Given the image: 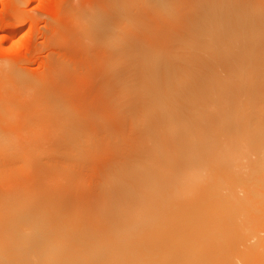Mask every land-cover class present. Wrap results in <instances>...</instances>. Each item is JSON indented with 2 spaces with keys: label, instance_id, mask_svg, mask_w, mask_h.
Instances as JSON below:
<instances>
[{
  "label": "bare ground",
  "instance_id": "1",
  "mask_svg": "<svg viewBox=\"0 0 264 264\" xmlns=\"http://www.w3.org/2000/svg\"><path fill=\"white\" fill-rule=\"evenodd\" d=\"M82 1H83V4L86 5V4H89L93 0H82ZM117 1L121 2L123 0H120V1L117 0ZM103 2H104V4H103ZM103 2H102L103 5H106L105 3H109V4H113L114 3V2L111 3L109 1L108 2L107 1L106 2L103 1ZM118 2H116V0H115V3H114V4L117 5V7H118V4H119ZM125 2L124 3L121 2L122 4H124L122 9L119 6L117 9L113 8L114 9L113 11L112 10L110 11V9H112V8L108 9L109 8L108 7L106 9V6L104 8L102 6V4L97 2V0H94L92 2V4L93 3L100 4L103 7V9L100 8L99 9L100 11H99L98 10V6L99 5L97 6L95 4L97 6L96 9L98 10V14H97V10H95L96 11L95 15H92V16L97 18V19H95L96 21L101 22V20H102L101 17L102 18L103 17H105V18L108 17L109 19H111V21H112V18H114V21L118 22L120 20L123 23L121 25L122 27L120 26V24H118L119 26H117V25L116 26L115 25L107 26L106 21H108V19L106 18L107 20L105 21V23L100 24V25H102L101 28H100V30H102V31L98 32L100 34V37L102 35V37L103 36H105V37L107 36V37H109L108 39H111V36H112L113 40H115V41H116L117 37L119 39L121 37H123V38L126 37L125 40L122 39V38H121L122 41L120 40L121 42H123V40L127 41V42H125L126 44H124V45L120 44L121 42L120 43L119 42H115L114 43L113 40L110 41L111 44H112L111 46H113V47H114V44H115V46H117V45L119 46V44H120V47H117L116 50H115V47H114L115 51L112 49V51H114V52H112L111 50H109L110 51L109 52L107 50V52H109L111 54V57H112L113 54H114L113 57H115V58L118 57L117 60L119 59V55H121L122 53H124L125 55H128L129 53L130 54L131 53L132 54L136 53L135 55H137V53L144 54L145 53V48L147 49V48H152V47H155V46H157L158 48L160 47L161 49H163L162 48V47H164L163 46V43H164L163 42L164 41L163 40L164 39L163 38V32H164L163 29H164V26L167 25V24H165L163 26V23H165V22H162L163 19H165L164 21H168L166 19H171L172 18L171 21L173 22V20H174L173 18L174 17H177V18L180 17V19H181V17H182V19H184V18L188 19L189 18V20H190V18H193L192 19V23H194L195 22L194 18H195V19L199 20V23H200V26H201V22H200V21H202L201 17L202 18L203 17L212 18V17H214L213 15L215 14V13H212V11H211L212 10V6L215 5V4L212 3L211 0H130L129 3L131 2V4L133 5V6H131L130 9L124 8ZM192 2H193V6H195V7L192 6V4H191ZM259 3H262V0H257V4H259ZM116 5H114V7H116ZM229 5H227L226 6V10H224L228 14L231 13V11L233 10L232 8L228 9ZM190 7H192V8H190ZM92 8H91V10H92ZM94 9H93V11H94ZM163 13H164V15L169 13L170 14L169 16L171 18L169 16H167V18H166V16H165V18H163L164 17ZM216 16H219L217 12H216ZM209 18H206V19H203V20L206 21L207 19L209 20ZM88 19H90V18H88ZM117 19H119V20H117ZM197 20H196V22H197ZM85 21L87 22V20H85ZM86 22H84L85 26H86ZM176 22H177V20H176ZM181 22H182V20H181ZM207 22H205V24ZM90 23L93 24L92 21H90ZM90 23L88 22V24H90ZM179 23H180V21H179ZM179 23H176V24L178 25ZM184 24H185V22H184ZM205 24L202 25L201 28L205 29V27H206ZM188 25H190V24H187V26ZM182 26H183V24H182ZM200 26H198V27H200ZM88 27H89V25H88ZM176 27H178V26H176ZM168 28H170V27H168ZM188 28H190V27H188ZM182 29H183V27H182ZM193 29H194V27H193ZM206 29H208V28H206ZM213 29H216V28L213 27ZM174 30H179V29L175 28ZM185 30H186V28H184V30H182V31L185 32ZM200 30H202V29H200ZM200 30L198 29V32ZM84 31H86V30H84ZM182 31L179 32L178 34L182 33ZM119 32L121 34L124 33L125 36L123 34L121 35ZM188 32H189V30L186 33L189 34ZM191 32H193V30ZM211 32H212V30H211ZM202 33H203V31H202ZM207 33L208 32H206L205 34H207ZM213 33H215L214 30H213ZM213 33H211L212 39L215 38V37L213 38V35L216 36ZM216 33H218V32H216ZM113 34L116 35L115 39L113 37ZM164 34H165V32H164ZM174 34L176 35V32H174ZM187 34H186V36L188 37ZM203 34L201 36H203ZM209 34L210 33H208V35ZM171 35H172V33H171ZM180 36H181V34H180ZM198 36H197V39H198ZM204 36H206V35H204ZM187 37L186 38L182 37V38L184 40V39H187ZM189 37H191V36H189ZM195 37H196V34H195ZM171 38H172V36H171ZM199 38L201 39V37H199ZM119 39H118V41H119ZM178 40L180 41L181 37L178 38ZM187 40H185V41H187ZM190 40H191V38H190ZM202 40H200L199 43L203 42L205 44L204 40L203 41ZM207 40L208 39L206 38L205 41H207ZM214 40H215L214 42H216V38ZM220 40H222V39L220 38ZM174 41H175V39H174ZM174 41H173V44L176 43ZM194 41H195V39L193 40V42ZM198 41L199 40H197L195 42L196 45H197ZM88 42H90V41H88ZM92 42H93V40H92ZM110 42L107 43L108 47H111V46H109ZM181 42H179V43L181 44ZM217 42H220V41L217 40ZM203 43H201V44H203ZM107 44H106V47H107ZM164 44L166 45L167 43H164ZM201 44H199V47H200ZM208 44H210V43H208ZM177 45H178V42H177ZM189 45H190V43H189ZM211 45H213V44H211ZM101 46L102 45H100L99 47L101 48ZM103 46H105V45H103ZM182 46L184 47V43H183ZM190 46H187V47H190ZM215 46L212 48V50L215 48ZM183 47L181 49L184 50ZM201 47H203V46H201ZM205 47L208 48V46H206V45H205ZM171 50H172V48H171ZM174 50H173V52H174ZM209 50H211V47H210ZM209 50H206V51H209ZM218 50L219 49L213 50V51L217 52ZM229 50H231V49H229ZM153 51H155V50H153ZM104 52H105V50H104ZM119 52H120V54H119ZM177 52H178V50H177ZM177 52H176V55L179 54ZM181 52H183V51L181 50ZM195 52H194V55H195ZM209 52H207V53L204 52V53L212 54V52H210V53ZM233 52H232V54H233ZM239 52L241 53V51H239ZM246 52H248V51H246ZM116 53H118V54H116ZM166 53H168V52H166ZM184 53H186V52H184ZM188 53L190 54L191 52H188ZM200 53H201V51H200ZM219 53H220V51H219ZM151 54H152V51H151ZM153 54H155V53L153 52ZM160 54L163 56L164 53H160ZM234 54H236V52H234ZM125 55H124V57H125ZM135 55H134V58L132 57V55H130L131 58L129 57V55H128V57L126 56L127 58L122 59L123 60L122 63L123 62L126 63V60H128V58H129V60L136 59L135 57H137V56H135ZM170 55H172V54H170ZM174 55H175V53H174ZM181 55H182V53H181ZM194 55H193V57H194ZM201 55H202V53H201ZM217 55L214 54L215 57H219V55L218 56ZM222 55L220 54V57H219L220 59L222 58L221 57ZM102 56L105 57V55H103V54L101 56L98 55V53L95 54L94 58L92 59L94 61H92L91 64H93L95 66H98L99 65L98 63H101V59H108V58L110 59L109 55L106 58H104V57L102 58ZM156 56H160V55L157 54ZM167 56H169V55H167ZM238 56H240V55H238ZM175 57H177V56H175ZM179 57H180V55H179ZM198 57L199 56H197V59H198ZM224 57H226V56H224ZM229 57H231V56H229ZM172 58H171V60H172ZM186 58H187L186 60L184 59V57H183V59L180 58V60L183 61V63H184V61L188 60L187 56H186ZM190 58H192V56ZM207 58H208V56H207ZM211 58H213V57L211 56ZM236 58H237V56H236ZM138 59H136L137 61L136 60H134V61L136 63L138 62V64L142 63V61H143L144 62L143 65L146 63L144 58H142L143 60L141 61V57H140V60H139L140 62L138 61ZM155 59H157V58L155 57ZM163 59L164 58H162L161 61ZM166 59H165V61H166ZM177 59H178V57H177ZM199 59H201V61H202V58H199ZM220 59H218V60H220ZM226 59L228 60V63H229L228 57ZM230 59H232V58H230ZM245 59H248V58H245ZM249 59H250V57H249ZM84 60H86V59H84ZM158 60L160 61V58ZM198 60H196V62H198ZM119 61H120L119 63H121V59H119ZM154 61H152V62L150 61V62H151V65H152V63L155 64V68H156L157 61H155V62ZM161 61H160V64H161ZM178 61H179V59H178ZM188 61L186 62V66H187V63H189ZM201 61H199L200 62L199 64L202 63ZM208 61H207V63H208ZM236 61H238V60L236 59ZM242 61L244 63V59L243 60L241 59L240 62H242ZM257 61H259V60H257ZM93 62H95L96 64L93 63ZM102 62H104V60ZM163 62H164V60L162 61L161 66H159V62H158V66H159V68L163 67V69H164V67H165V69H166V65ZM172 62H171V67L173 66L172 68L174 70L173 69H171V70H173V72L177 71L176 73L180 74V72L178 70H175V68H174V67H176V69H179L178 67H180V66L178 65V63H175V64L178 65V67H177V65L175 66L174 62H173V64H172ZM175 62H177V61H175ZM190 62H191V60H190ZM196 62L194 61L193 63L196 65ZM230 62H232V60ZM106 63L104 62V65ZM214 63H215V61H214ZM221 63L223 64V61H221ZM221 63L219 65H221ZM169 64H170V62L167 65H169ZM180 64L182 65V63H180ZM233 64H235V63L233 62ZM130 65H134V63H132ZM130 65L128 64V68H127V64H126V67H125V65H123L124 68H122V69H125V68L127 69V70H125V73L126 72L127 73H130V72L132 73L133 72V71H128V70H131L130 69L131 68ZM201 65H199V67ZM226 65L229 66L228 64H226ZM241 65H243V64H241ZM109 66L107 67L105 65L104 67H106L107 70H108V68H110ZM191 66H193V65H191ZM191 66H189V67H191ZM237 66H239V64ZM254 66H255V64H254ZM259 66H260V64H259ZM115 67H118V66L116 65ZM151 67H153V66H150V69H151ZM167 67L169 68L170 65L167 66ZM194 67H196V66H193V68ZM220 67H222V65ZM223 67H224V64H223ZM252 67H253V65H252ZM147 68H149V67H147ZM168 68L166 69L167 71H168ZM183 68H185V66ZM207 68L210 69L209 66ZM230 68L231 67L229 66V70H230ZM240 68H238L239 71L241 70ZM117 69L116 70L114 69V72L112 71L111 75H109L110 74L109 73L110 70L108 72L106 71L105 73H108V74L106 76H103L102 78H99L98 81H100L101 84H106V82L109 83L110 80L111 81L114 80L113 83L114 82L117 83L116 80L119 79L118 77H120V75H119L120 72L118 73L119 76L116 74L117 72L115 73V71H117ZM132 69H133V67H132ZM156 69H157V71H156L157 73L161 72L163 70V69H158V67ZM156 69H154V71ZM196 69H193V71L196 70ZM205 69H203V70L205 71ZM214 69H216V67ZM255 69H257V67ZM118 70H120V69H118ZM159 70H161V71H159ZM188 70H190V68ZM188 70L183 72V69H182L183 74H185V72L187 73ZM210 70H212V69H210ZM233 70H236V69H233ZM248 70H249V68H248ZM167 71H166V73H167ZM227 71H228V68H227ZM164 72L165 71L163 70V73ZM200 72H202V71H200ZM208 72L212 73V71H209V70H208ZM208 72H207V75H209ZM225 72L223 74H225ZM125 73H123L124 76H126ZM134 73H136V72H134ZM151 73H154V72L151 70ZM176 73L174 75H171L172 73L170 74V72H169L168 75L170 74L171 76L174 77L176 75ZM188 73H189V71H188ZM220 73H221V68H220ZM220 73H218V75H216L215 73L214 74L212 73V74L215 75V78L216 77L219 78V76L221 77ZM231 73H232V71H231ZM237 73H239V72H237ZM248 73H246V74H248ZM123 74H121V75H123ZM132 74H131V77H132ZM189 74H187V75L189 76ZM195 74H197V71H196ZM195 74L192 73L190 75H192V77H193V75L195 76ZM202 74L203 73H201L200 78H202ZM242 74H245V73H241V75ZM134 75L136 76V74H134ZM149 75H150V73H149ZM153 75H155V74H152V76ZM159 75H161V74L158 73V76ZM163 75H165V73ZM197 75H199V73ZM207 75L206 76L204 75V77H207ZM213 75L210 77V78H212V80L214 78ZM65 76H67V74ZM96 76H99V73H97ZM158 76H156L155 78H160L161 79V76H159V77ZM228 76H229V74H228ZM121 77H123V76H121ZM128 77L129 76L127 74V78ZM139 77H140V75H139ZM173 77H170V78L172 79ZM178 77H181V76H178ZM189 77H190L189 80L188 79L186 80V79H183L184 77H182V79H179V78H177L175 76L174 78H177L178 79V80L176 79L177 81L174 80V78L172 79L174 81H171L168 78L169 79L168 82H169L170 85H171V82H174V84L171 85L172 87H175V88H172V92H170L171 90L169 89L171 87L167 86L168 82L164 81V83H161V85H165V86H167V88L169 87L168 89L170 90L169 91L168 89H166L165 86L161 87V88H164V89L168 90V92H166V90H164L165 93H166V95H164V96L165 97L168 96L169 92L175 95V93H173V91L175 92L178 89H180L179 86H181V90L184 88L183 91L184 90L188 91L187 90V87H188L187 85L190 83L189 84V86H190L192 82H195L197 80V79H195V81H194V78L195 77L197 78V76H195L194 78H192L191 76H189ZM124 78H126V77H124ZM124 78H121V80L124 79ZM140 78H142V76ZM163 78H164V76H163ZM165 78H166V75H165ZM208 78L209 77H207V79ZM231 78H233V75H232ZM240 78H241V76H240ZM243 78L241 80L246 82L245 84L247 86L249 85L250 89H248L249 87L247 88V86H245L243 82H242L243 83L242 84L243 87L241 88L240 87L241 86V84H240L241 82H240L238 84L239 86L237 85V89H238V87H240V90L236 91V89H235L233 91H236L235 94H237V92L244 91V86H245L246 87V90L244 91L245 93L244 92H242V93H244L246 97L242 93L238 94V95H243L245 98L243 96H241V100L243 102L244 101L246 102L247 97H250L249 94L253 95V93L251 91L254 92L253 87L256 85L255 80L257 78H255V75L253 73V75L249 78L251 80L248 79L250 81L249 84L247 83L248 80H246L248 77L245 78V79H243ZM67 79H68V76H67ZM166 79H164V80H166ZM202 79L200 80L202 82V84L203 85H204V83L206 84V82L205 81L203 82ZM207 79H205V80H207ZM221 79L222 78H220L219 81ZM227 79H230V78L228 77ZM124 80H126V79H124ZM124 80H122V81H124ZM129 80H131V79H129ZM140 80L142 81L141 86H145L146 84L143 85V81L145 79H143V80L140 79ZM149 80L153 81L152 78L149 79ZM149 80L146 81V82L149 83L150 82ZM181 80H183V81L186 80V82L184 83ZM71 81L73 82V80H71ZM126 81H128V80H126ZM175 81L176 82L181 81V82H179L180 84L177 83L178 84L177 85V84H175ZM215 81H217V80H215ZM234 81L236 82V78L234 79ZM237 81L239 82V80H237ZM61 82H63V81L61 80ZM66 82H67V80H66ZM72 82H71V84H73ZM154 82H155V80H154ZM209 82H210V88L213 87V89L217 86V83H219V82H214V80H213L215 85L211 84V79H210ZM222 82H225V81L222 80ZM228 82L229 81H227L226 86H223L224 85L223 83H222L223 85L221 84L223 86V89L225 87H228ZM130 83H131V85L133 84L132 82H130ZM230 83L231 82H229V84ZM251 83L254 86H250ZM155 84L158 85V82H155ZM195 84L193 83V86L197 87V85H195ZM233 84H235V83H233ZM236 84H237V82H236ZM116 85H119V84H116ZM127 85L128 86L123 87V88L127 87V89L125 90V93H128V92H126L127 90L128 91L129 90H133L132 88L129 87V84H127ZM159 85L157 87H155V88H159L160 87ZM177 86H178V88H177ZM182 86H183V88H182ZM193 86L191 85L190 88H188L189 91H191V88L193 89ZM199 86H200V83L198 85V88H201ZM62 87H60V88H62ZM146 87H148V86H146ZM205 87L206 86L204 85V88H202V89H206L207 87H209V85H207L206 88ZM70 88H72V87H70ZM149 88H151L150 85H149ZM149 88H148V90H146L147 92L149 91ZM161 88L157 89V90H161ZM176 88H177V90H175ZM220 88H221V86H220ZM220 88H217V89L220 91V92L219 91L218 92L221 94V96H220V94H218V93L217 94L221 98H224L223 96L226 97L227 94H228L227 91H224L226 88L224 90L221 89V90H223L222 91L223 93H221ZM232 88L234 89V86H232ZM257 88L255 87L254 89H257ZM102 89H105V87H103ZM142 89H143V87H142ZM144 89H147V88H144ZM144 89H143V91H144ZM151 89L152 90H151L149 96H152L153 93L155 94V92L157 91L156 90L155 92H153V88H151ZM208 89H207V92H209V94H211L210 92H214V90H215V89L214 90L212 89L213 91H211V90L208 91ZM96 90L98 91L99 89H96ZM113 90H114V88H113ZM198 90L200 91V89H198ZM198 90L196 88L197 92H198ZM186 91H184V92H186ZM196 91H195V94H197ZM202 91H204V90H201L200 92H202ZM99 92L100 91H98V94H99ZM147 92H146V94H147ZM200 92H198V95H199ZM205 92H206V90L204 92H202V95ZM229 92H230V90H229ZM257 92H258V90H257ZM81 93H82V91H81ZM134 93H137V92H134ZM143 93H145V91ZM159 93L161 94L162 92L160 91ZM159 93L157 92L156 95L159 96L160 95ZM182 93H183L182 91H180L179 94L176 93L178 96L181 95V97L180 96L179 97L176 96L177 98H181V99H177L176 97H173V99L176 98L175 99L176 102L177 101L179 102L177 104H179L178 106L181 107L180 111L181 112L183 111L182 113H184V116L182 118H186V115H187V117H189L191 115H193V117H194L197 114L201 113V112L197 113L196 112L197 110L195 108V107H197L200 104H198L195 107H191V106H193V101L196 100V97H193V96H198V95H193L192 94V96L190 95V97H189L188 96L189 93H188V95H187V92L185 93V95L182 94ZM190 93H192V91ZM214 93H216V92H214ZM224 93H226V94L224 95ZM96 94L97 93L95 92V95ZM130 94L131 93L129 92L128 95H130ZM146 94L142 95V97L144 96L143 98H145ZM206 94L203 95V97H205ZM213 94H211L212 97H209V98H213L214 97ZM119 95H121V94H119ZM125 95H127V94H125ZM139 95H141V94H139ZM202 95L200 94V97H202ZM255 95H257V94H255ZM83 96H84V94H83ZM83 96H82V99H83ZM161 96L162 95H160V97ZM208 96L209 95L207 94V97ZM229 96L230 95H228V99L231 98ZM235 96L236 95H234V97ZM124 97L126 98V96H124ZM153 97H154V95L152 96V98ZM186 97H189V98H187L189 102L187 101ZM260 97L261 96L258 95L257 98L259 99ZM152 98H150V99L152 100ZM159 98L157 97V100H161ZM192 98H195V99H192ZM198 98H199V96H198ZM198 98H197V100L199 101L200 99H198ZM218 98H216V96H215V99L213 101H217ZM235 98H233V99H235ZM118 99H119V97H118ZM131 99H133V98H131ZM164 99L166 100V98H164ZM164 99L162 98V100H161V101H163V102H161L163 104H168L167 101L170 102V100H171V98H169L170 100H166L167 103H165ZM173 99L171 100V102L174 101ZM201 99H203V98H201ZM205 99H207V98H205ZM236 99H238V98H236ZM76 100H78V99L76 98ZM219 100H220L219 103L215 102V103H218V104H216V105H218L217 108L219 106L220 107L222 106V105H219V104H223L224 105L223 102H225L226 99L222 100V99L219 98ZM100 101L98 103H100ZM118 101H120V100H118ZM137 101H139V98H137ZM210 101H211V99H210ZM230 101H228V102L230 103ZM130 102H132V100ZM176 102L172 103V104L170 103L171 104L170 106H173V105L175 106ZM180 102H183L186 105V108H185V105L180 103ZM253 102H255V100ZM253 102L251 101L252 104H253ZM257 102H255V103L257 104ZM188 103H189V105H187ZM190 103H192V104L190 105ZM196 103H197V101H196ZM207 103H208V101H207ZM239 103H240V101H239ZM3 104H4V102H3ZM125 104H127V101L123 105H125ZM211 104L212 103H210V105ZM236 104H237V102H236ZM74 105H73V107H74ZM180 105H182V106H180ZM213 105H215V104H212L211 108L213 107ZM246 105H248V104H246ZM5 106H6L5 104L2 107L0 106V120L2 118H4V114L5 113H10L11 114L12 112L16 111V108H14V106L11 105V104L6 106V107ZM103 106L104 105H102L101 109L103 108ZM110 106H111V104H110ZM174 106L170 108V109L173 110L169 114L171 117H174L173 113L175 114V113L179 112V113H177V115L180 114V111L177 110V109H180V108L177 105L175 106L177 108H175ZM207 106L209 108V104ZM207 106H205V108ZM250 106H251V104H250ZM260 106H262V105H260ZM112 107H109V108L111 109ZM153 107L154 106H152V109H154ZM182 107L185 108V109H183ZM190 107L191 108H195V109H191ZM67 108H69V107H67ZM128 108H131V107L127 106L126 109H128ZM145 108L147 109V108H150V107H145ZM145 108H144V110L148 114V112H150L151 109H149V111H147ZM164 108H165V106L163 107V109ZM189 108H190L191 111L193 110L194 113L196 112L197 114L196 113L192 114L191 111H190L191 114H189V112H187V111H189ZM217 108H215L213 111L219 110ZM232 108H234V107H232ZM64 109H66V108H64ZM110 109H109V111H110ZM112 109H113V112H114V108H112ZM116 109L118 110V109H121V108H115V110ZM131 109H136L137 110L138 107L137 108L134 107V108H131ZM142 109H141V111H142ZM165 109L167 110V108H165ZM222 109H223V111H222ZM176 110H177V112H175ZM199 110H204V109L200 108ZM220 110H219L220 111L219 113L217 111H215V113L214 112L213 113L209 112L210 113V117H211V115H215V116H213L212 119L208 118L209 122H207V123L204 122V124L205 123L206 124L209 123V125L211 127L210 126L207 127V125H203L202 123H201L202 125H200L199 124L200 122H197L198 127L200 125V127L198 129V127L195 128V126L193 125V124L196 125V122H192V120H190L189 122L187 120L186 121L184 120L183 123L184 122H186L187 124L189 123V127L188 128L185 127V131H184L183 130L184 129L183 126L180 128L179 127L180 125H177L179 128H176V124H175L176 121L173 120L175 122L174 123L171 119H169V117H168L169 115H167L169 112L166 114L167 116L165 117V118H168V121L166 123L163 122L164 126H163V124H159V125L157 124L158 126H161L162 128L158 127V129H157V127H156V129H155L154 126H157V125H155L156 122H155V124H154V122L150 123L149 122L150 120L149 121L148 120L144 121V124H141L143 121L140 122L141 125L140 124H136V125L140 126L139 128L137 127L139 129V131H140V134H143L144 130L146 129L145 133H144L145 136H144V134H143V136H141L142 138L139 136L141 139H144L146 141H143V145H142V142H141V145L139 146L138 144H140V143H137V142H140V141H138L139 138L138 139L137 138H135V139L133 138L134 142L132 141V144H133V146H134V143L137 144L134 147L135 150H138V149H140L141 151L143 150L142 152H139L140 155H142V157L144 156L143 153L146 154L147 156L145 155L143 158H141V156H140V158L139 157L136 158V160L138 159L136 161V162H138V165H142V166H138V167H136L137 163L134 161V159H132L133 157L130 156L129 158H131V160H133V161L130 162L131 163V167L130 166L129 167L131 169H133V170H131V173H130V171L128 170L130 168H126L128 170V172H129V174L127 173L126 169H125V171H126V174L128 175V178H129V176L130 177L132 176L133 179H135L134 180V184H135V182L137 180V185L138 186H136V187L139 189V194H140V195H138L140 198L138 199V196H137V200H135L136 197L134 199V196L131 194V192L129 190H126V192L123 193V190H125V189H124V187H121V186L123 184H125V185L127 184V183H123V182L120 185V188L123 189V190L120 189V190H122V193L118 194L119 193V191H118L117 194L113 195L112 193H114V192H111L110 194H112L113 195L112 196V195H110L108 193V192H110V190H109L107 193H108V196L110 195L109 197L112 196L111 197L112 199L109 198V197L102 198V199H100V198L95 199L94 197L96 196V194H95L94 197H92L89 194V195H87L86 198H84L86 201L84 200L85 202H83L84 204L81 205L82 207L79 205L81 202L79 204H77L81 200H79L78 202H74V203L73 202L71 203V201H70L71 205L66 200L68 202V204H69L68 205L67 203H64V201H65L64 199L63 200L60 199L61 201H63L64 204H58V203L52 204V202L50 201L51 199L49 198L50 200H48L47 197H46V199H47L46 202H48V203L44 202L46 204L44 206H42L43 203L41 204L40 207H38L37 205H33L31 203L29 204V202H27V205L28 204L30 205V206L28 205L27 207L28 208L31 207L32 208L31 210L33 212H30L31 214L29 215V211H31V210H30V208L27 209L29 211H28V214H26V216H29L28 219H30V217H32L31 215L33 213L34 214L33 216H35L36 224L35 225L33 223L25 224L26 223V219H21L20 222L23 221L24 224H20V223H15L16 217H15V219L13 218L14 220L13 219L9 220L8 217L6 216V214L9 213V212L14 213L16 211V208L13 207V204H10V203H9L10 205H8V207H7V204H6L7 202H5V201H8V199L10 200V198H11V202H12L13 196L15 197L14 201L16 200V198H17V200H21V198H22V201H23L24 197H27V199L31 197L29 195L27 196L28 193L29 194L32 193L31 195L33 197V200L35 199V201H36V199H37V203H38V198H39V201H41V199H43L44 196H46L47 194H50V193L45 194V193H43V191L40 190L42 193L39 192V194H37L38 191H39V188H37V186L35 188V184L36 183L34 184L32 182L33 178L29 180V177L31 178V176L32 177L34 176V178H35V175L31 174V172H30L31 176H29L28 179L26 177H24V179H27V181L28 180L29 181L28 182L23 181V183L24 182H26V183L22 184V186L24 185V188L27 191L24 188H22V189L19 188L20 189L19 190L18 189L19 186H16L17 185L16 183H19L18 185H20V183H22L20 181L23 180V178H21L20 181H18L19 177H18V179L15 177L16 179L14 180L10 176L13 182L17 180L15 183L11 182L13 185H11L10 182H9V186L6 185L9 188H14V189L17 188L16 190L10 189V191L12 190L11 194L13 192L14 195H12V197H11V195H9L10 194V192L8 191L9 188L7 190H6V188H4L5 191H4V189L2 190V188H0V190L2 191V192L0 191V194H2V196H3V191H4V196H5V197L3 196V198H1L2 196L0 195V199H1L0 200V226L5 225V224H3V222H1V220H3V219H4L3 221L7 224L6 225L7 228H5V229H1L0 228V264H264V140H263V142L262 141H260V142L257 141V108H255V109L251 108V111L248 109L250 112L247 111V110L243 111L240 108L239 111H237V114H230V113L229 114L228 113L225 114L224 112H226V110H227V106L226 105L222 106V108H220ZM167 111H169V110H167ZM167 111H164V112L166 113ZM207 111H209V110H207ZM211 111H212V109H211ZM103 112L105 114L106 108H105V111H103ZM116 112H117V114H119L118 111H116ZM116 112H114V113H116ZM124 112H126V110ZM133 112H131V113H133ZM151 112H154L153 114L155 116L152 113H149L151 115L148 114L147 117H149V116L156 117L157 116V118H158L160 116L159 118H161L162 115L165 116L164 113L162 115H159V113L157 111L155 112V111L151 110ZM185 112H186V115H185ZM216 112L218 113L217 115H216ZM131 113H130V115H131ZM220 113H222L223 116L219 115ZM117 114H116V116H115V114H113L116 117V118H114L116 121L118 120L117 119L118 117H122V116H120V114H122V112L118 115V117H117ZM143 114H146V113L144 112ZM188 114H189V116H188ZM205 114L206 113L204 112V114H203L204 116L203 115L200 116L201 119L203 117H206V116L208 117V114L206 116H205ZM123 115H125V114L123 113ZM220 116L222 117V119H219ZM13 117H15V116L14 115L10 116V118H13ZM134 117H135V115H134ZM138 117H140V116H138ZM138 117H137V119H139ZM200 117H199V119H200ZM235 117L239 118V120H241L242 124L241 125L238 124L239 126H238L237 130L235 128L236 126L235 127L234 126L231 127V128H234V130H236V131L233 130L232 133H231V131L227 130V128L230 127L231 125H233L232 123L235 122L234 121ZM128 118H129V116H128ZM196 118H198V117H196ZM217 118L219 120H221V123H220L221 125H219V126H217V125H218V122H220V121ZM179 119L181 120V117H179ZM191 119H193V118H191ZM135 121H136V119H135ZM12 122H10V123H12ZM120 122H121V120H120ZM147 122L149 123V124L146 125L148 127H146V126L143 127V125H145ZM191 122H192V124H191ZM152 123H153V125H152L153 127L151 128V126H149V125L152 124ZM211 123H216V124L212 125ZM124 126H127V125H124ZM132 126H133V123H132ZM141 126L144 128V130H142ZM191 126H193V128H195L194 130H192L193 133L190 132L191 131L190 129H193ZM201 126H203V129H202ZM149 127H150V129H149ZM205 127H207V129H209L210 132L207 131V129ZM225 127H227V128H225ZM140 128H141V130L143 132H141ZM159 128H161L164 131L163 134H162V132H159L160 131ZM138 129H136V130H138ZM154 129L156 130L157 134H156ZM176 129H177V131H176ZM186 129H187V131L188 130L189 131L187 132ZM196 129H198V131H195ZM200 129H201V131H200ZM203 130H205V131H203ZM178 131H180V132H178ZM202 131L205 132V133L206 132L207 133L209 132V133H208L207 136H205L206 134L203 133ZM121 132H123V131H121ZM147 132H149V133L151 132L150 133L151 135L149 133H147ZM174 132L175 133L178 132L177 133L178 135H176V136L173 135V134H175ZM183 132H184L185 136L183 135ZM186 132H187V134H186ZM130 133H133V131H131ZM158 133L162 134V136L160 135L161 138L158 137L159 136ZM138 134H137L136 137H138ZM260 134H262V133H260ZM9 135L10 136H5V137L4 136H0V142L1 143H3V142L4 143H12V145H9L11 147H9L8 145H7L8 147L5 146L7 149L4 147V145H6V144H1L0 145V165L2 164V162H6V160L8 161V159L11 158L12 156H14L15 153L17 152L14 149L16 145L15 146L13 145L16 142V136H13L10 133H9ZM146 135H148V136L150 135V137L147 136L148 137L147 138ZM118 136H120V135H118ZM177 136H179V137H177ZM120 137H118V140H119ZM124 137H126V136H124ZM152 137H153V139H152ZM130 139H132V137L129 138L128 140H130ZM157 139H160L159 143H158L159 140L156 141ZM147 140H148L149 143L147 142ZM199 141H202L201 144L199 143ZM123 142H125V139H124ZM145 142L148 144L149 147L151 145V147L148 148V146H147V144H145ZM132 144H131V148H132ZM159 144H161L162 146L159 145ZM144 145H146L147 148ZM142 147L145 149V151H147L148 149L150 150L151 148L152 149H151V151L148 150V152H145ZM2 148H4V149H2ZM116 148H119V147H116ZM116 151H119V150L116 149ZM123 151H125V148H124ZM120 152L121 151H119V155L122 154ZM133 152H134V150H133ZM129 153H131V152H129ZM124 156H126V155H124ZM129 158L125 157L124 159L128 160ZM139 160L143 161V162L141 163ZM123 164H124V162H123ZM27 165H30V164L27 163ZM133 165H135L134 168H132ZM13 166H15V165L13 164ZM92 166H93V164H92ZM126 166H127V164H126ZM1 167H3V166H0V168ZM29 167H31V166H29ZM120 167H121V165H120ZM140 167H143V169L141 168L142 169L141 170ZM145 167L148 170L144 169ZM4 168L6 169L8 167H4ZM26 168H28V166H26ZM5 169H4V171H5ZM12 169L13 168L10 169V172H11ZM29 170L31 171L32 169L29 168L28 171ZM6 171H7V169H6ZM10 172H6V173L4 172V175L6 174V177H7V175H8L7 173H10ZM110 172H112L111 169H110ZM114 173H113V176H112L113 179H115L114 176L116 174H118V172L116 171V174H114ZM119 174L121 176L122 171H121V173L119 172ZM123 174H122V176H123ZM1 175H3V174L1 173ZM23 175L24 174H22V176ZM1 177H5V176H1ZM10 177L8 176V178H10ZM132 177H131V179H132ZM110 178H111V176H110ZM117 178H119V177L116 176V179ZM11 179H8V180L11 181ZM119 179L117 181H121ZM133 179H132V182H133ZM4 180H6V179H4ZM122 180H124V179H122ZM126 180H125V182H126ZM129 180H130V178H129ZM129 180H127V181H129ZM115 181L116 180H114V182H113L114 185L116 184ZM138 181L140 182L139 184H138ZM41 183H43V182H41ZM4 184H6V182ZM25 184H26L27 187L25 186ZM129 184H130V182H129ZM129 184H128V186H129ZM30 185H32L35 190L33 189L32 186H31V189H30V187H29ZM103 186H102V188H103ZM113 186H111V187H113ZM117 186H119V185H117ZM128 186H126V187H128ZM131 186L133 187V183H132V185L130 184L129 187H131ZM105 187H107V184H106ZM115 188H116V186L114 187V189ZM21 190H23V192ZM24 190L27 192V194H23L25 192ZM102 190H104V189H102ZM6 191H8L7 193H9V194H7ZM15 191H17V194H20L19 191H21V194L17 195ZM92 191L93 190H91V192ZM106 191H107V189L105 190V193H106ZM111 191H113V189H111ZM133 191H135V190H133ZM95 192H92V193H95ZM101 192H99V193H101ZM99 193H97V194H99ZM5 194H7V197H6ZM40 194H42L41 196H43V194H44V196L41 197ZM85 194H86V192H85ZM87 194H88V192H87ZM8 195L10 196V198H8ZM21 195L22 196L24 195V196L21 197ZM37 195H38V197H37ZM56 195H55V198L57 196L60 197L59 195H57V196ZM32 197L30 198V200L32 199ZM40 197H41V199H40ZM58 197H57L56 201L59 202ZM4 198H6V199L3 200ZM18 198H20V199H18ZM64 198L66 199V195H65ZM17 200H16V202H19ZM33 200H31V201H33ZM53 201H55V199H53ZM123 202H125V203H123ZM127 202H130V204H132L129 208L127 207V205H128ZM131 202H134V203H131ZM12 203H14V202H12ZM49 203L51 204V206H50ZM15 204H18V203H15ZM66 204L68 205V207L66 206ZM76 204L79 205V206L77 207ZM31 205H33V206H31ZM72 206H74V207L72 208ZM22 215L25 216V213L23 212ZM13 216H15V215H13ZM33 220L31 219V221H33ZM16 232L18 234H16Z\"/></svg>",
  "mask_w": 264,
  "mask_h": 264
},
{
  "label": "rangeland",
  "instance_id": "2",
  "mask_svg": "<svg viewBox=\"0 0 264 264\" xmlns=\"http://www.w3.org/2000/svg\"><path fill=\"white\" fill-rule=\"evenodd\" d=\"M81 1L82 0H0V106L2 107L4 104L6 106H8V105L11 104V105L14 106V108H16V111L12 112L11 114L10 113H5L4 114V118L1 117L2 119L0 120V136H4V137L5 136H10L9 133L12 134L13 136H16V142L13 145L14 146L16 145L14 149H15V151H17L16 152L17 154L15 153V155H14L15 157L12 156L11 158L8 159V161L6 160V162H2V164L0 165V166H3V167L0 168V188H2V190L4 188H6V190H7L9 187H7L6 185L9 186V182L10 183L11 182L15 183L17 181L16 180V181L13 182L11 177L14 180L16 178L18 179V177H19L18 181H20V179L23 178V180L20 181V182H22V183H20V185H18L19 183H16L17 184L16 186H19L18 189L19 188H21V189L24 188V185L22 186V184L28 182L30 179L33 178L32 182L34 184L36 183L35 184V188H36V186H37V188H39V191H38L37 194H39V192L42 193L41 191H43V193H45V194L50 193V194H47L46 196H44V194H43V196H44L43 199H41V197H43V196H41L42 194H40L41 201H39V198H38V203H37V199H36V201H35V199L33 200V197L31 195L32 193H30V194L28 193L27 194V192H26L27 190L24 188L26 191L24 190L25 192L23 194H27V196L28 195L31 196L32 197L31 200H33L34 202L30 200L31 197L28 198L29 200L27 199V197H24L23 201H22L21 197H23L24 195L23 196L21 195V197L19 196L21 198V200H17V198H16V200L19 201V202H16V200L14 201L15 197L13 196L12 202H14V203H12L11 202V198H10L9 195H11V197H12V195H14L13 192L11 194L12 190L10 191V189H14V188H9L8 191L10 192V194L7 193L8 191H6V193L9 194L8 198H10V200L7 198L9 202L8 201H5V202H7L6 203L7 207H8V205L13 204V207L16 208V211L14 213L9 212V213L6 214V216L8 217L9 220H11L13 218L15 219V217H16L15 223L24 224L23 221L20 222V220L21 219H26V223L25 224H27V223L28 224L29 223H33L34 225L36 224L35 216H33L34 215L33 213L31 215L32 217H30V219H28L29 216H26V214H28V211H29L27 209H29V208H30V210L32 209L31 207H29V208L27 207L30 203L40 207L42 203H43L42 206L46 205L45 203H48V202H46L47 199L48 200L51 199L50 201L52 202V204H55V203H58V204L67 203L68 204V202L70 203V201H71V203L72 202L74 203V202H78L79 200H81V201H79L77 203V204H79L81 202L79 204L81 206V205L84 204L83 202L86 201L84 198H86L87 195H89V194L92 197H94L95 194H96V196L94 197L95 199H98V198L102 199V198L109 197L112 194L115 195V194L118 193V191H119L118 194L122 193L123 189L120 188V185L122 184V182L123 183H127L126 185L123 184L121 186V187H124V189H125V190H123V193L126 192V190H129L131 192V194L134 196V199L136 197L135 200H137V196L140 195L139 194V189L136 187V186H138L137 185V180H136L135 184H134V180L135 179H133L132 176L131 177L133 179V182H132V179H131L130 176H129V178H130V180H129L128 175L126 174V171L129 174L128 170L130 171V173H131V170H133V169L130 168L131 167V163L130 162L133 161V160H131V158H129L130 156L133 157L132 159H134V161L136 162L138 160V159L136 160V158H138V157L140 158V156H141V158H143L146 155V154L143 153L144 156L142 157V155H140L139 152H142L143 150L142 151L140 149L135 150L134 147L137 144L134 143V146H133L132 141L134 142L135 138H137V139L139 138L138 141H140V142H137V143H140V144H138V145L140 146L141 142H142V145H143V141H146L144 139H141L142 138L141 136H143V134L145 133V130H146V129L144 130L143 127L146 126L149 123L147 122L145 125H143V127L141 126L142 130H144V132H143L141 130V128H140V130H141V132H143V134H140V131L138 129L140 126H138L136 124H140V122H142V121L143 122L141 124H144V121H146V120H148V121L150 120L149 122L150 123L154 122V124L156 122L155 125L163 124V122L166 123L168 121V118H165V117L167 115H169L173 111L170 108L173 107L174 105L173 106H170V105L172 103L176 102L175 99L177 97H179V96L181 97V95L178 96L176 94V93L179 94L180 91H182L183 92L182 94H184V95H185L186 92H187V95L189 93L188 96L190 97V95L192 96V94L193 95H198V92H200L201 90H204V91L206 90V92L203 93V95H205L207 93L209 96L207 97V94H206V96L203 97L202 92H204V91L199 93V95H198L199 98H198V96H193V97H196V100L193 101V106H191V107H195L198 104H200V105L202 104L201 106L198 105L197 107H195L196 110H197V111L196 110L195 111L197 113L198 112H201V113L197 114L195 112L197 114L196 116H194V117H193V115L189 116V114H191V112H192V114L194 113L193 110L192 111L190 110V108H191L190 107L189 111H187V112H189L188 116L190 118L187 117L186 112H185L186 118H182L184 116V113H182L183 111L182 112L180 111L181 107L178 106L179 104H177V103H179V102L177 101L176 105L180 108V109H177V110L180 111V114L177 115V113H179V112H177V110H176L175 111V112H177V113H175L176 115L173 113L174 117H171L170 115L168 116L169 119H171L172 121L173 120L176 121V123L173 121L176 124V128H179V127L181 128L183 126V128H184L183 130L185 131V127L188 128L189 127V123L188 124L186 122L183 123L184 120L185 121L187 120L188 122L190 120H192V122H196V125L193 124L195 126V128L198 127L197 122H200L199 123L200 125L203 124V125H207V127H208V126H210L209 123L206 124L207 122H209L208 118L212 119V117L215 116V115H211V117H210V113L209 112H212V113L214 112L215 113V111H217L219 113L221 111L220 108H222V106H224V105L227 106V110H226V112H224L225 114L226 113H228V114L229 113L230 114H237V111H239L240 108L243 111H246V110L247 111H249V110L251 111V108H253V109L257 108V141H259V142L262 141L263 142V140H264V124H263L264 123V109H263L264 108V0H262V3H259V4H257V0H211L212 3L215 4L214 6H212V10H211L212 13H215L213 15L214 17H212V18H209V17H203L202 18L201 17V20H202V21H200L201 22V26H200L199 20H197L195 18H194V21H195L194 23H192V19L193 18H190V20H191L190 21L189 18L188 19H185V18L182 19V17H181V19H180V17H178L179 19L177 17H174L173 18L174 20L172 22L171 21L172 18L169 16L170 14L167 13L168 15L167 14L164 15V13H163V15H164L163 18H165V16H166V18H167V16H169L171 18V19H166L168 21H164L165 19H163V21H162V22H165V23H163V26L165 24H167L166 26H164V29H163L164 32H165V34L163 32V38H164L163 42L167 43V44L165 45L163 43V46H164V47H162L163 49H161L160 47L158 48L157 46H155V47H152V48H147V49L145 48V53L144 54H141V53H137V55H135L136 53H134V54H132V53L130 54L129 53L128 54L129 57H130V55H132L133 58H134V55L137 56L139 59L137 57H135V58L138 59V61L140 60V57H141V61L143 60L142 58H144L145 61H146V63L144 65H143V63H144L143 61H142V63L138 64V62L136 63L134 61L136 59L129 60V58H128V60H126V63H124V62L122 63V61H123L122 59H125V58L128 57V55H125L124 53L119 55V59H121V63H119L120 62L119 59L117 60L118 57H116V58L113 57L114 54L111 57V54L109 53L110 52L109 50H111V51H112V49L114 50V47H115V50H116L117 47H120V44H123V45L126 44L125 42H127V41H124L126 39V37H124V38L121 37L122 39H124L123 40L124 43L121 42L122 41L121 38L119 39L118 37L116 38V41L113 40L112 36H111V39H108L109 37H107V36L106 37L105 36L102 37V35L100 37V34L98 33V32L102 31V30H100V28L102 26L100 24L105 23V21L107 19H108V21H106L107 26H111V25L112 26L113 25L119 26L118 24H120V26H121L123 23L119 19H117V20H119L121 23L119 21L118 22L114 21V18H112V21H111V19H109L108 17H106L107 19L105 17H103V18L101 17L102 20H101V22H99V21L95 20V19H97L96 17L92 16V15H95V12H96L95 10H97L96 8H97L98 5H99L98 6V10L100 8L103 9V7L105 8V6H106V9L109 7L108 9L112 8V9H110V11L111 10L113 11L115 8L117 9L119 6L122 9V7L124 5L122 3H124L126 1L125 2V6L126 5L127 6L126 7L124 6V8L130 9L131 6H133L131 4V2L129 3L130 0H128V1L127 0H123L124 2L121 1L122 3L118 2L116 0V2L119 3L118 7H117L116 4H114L115 0H113V1L112 0H97V2L100 3V4H102L103 1H105V2L109 1L111 3L114 2L113 4L105 3L106 5H103L104 4V2H103V4H102L103 7L100 4H96V3L92 4V2L94 0L91 1L89 4H86V5H84L83 1L82 2ZM191 4L193 6V2ZM114 5H116V7H114ZM227 5H229L228 9L229 8L233 9L231 11V13H229V14L226 13V11H224V10H226V6ZM193 7H195V6H193ZM91 8H92V10H91ZM190 8H192V7H190ZM93 9H94V11H93ZM98 10H97V14H98ZM216 12L218 13L219 16H216ZM88 18H90V19H88ZM206 18H209V20L207 19L206 21H204L203 19H206ZM175 19L177 20V22H176ZM85 20H87V22ZM181 20H182V22H181ZM196 20H197L198 23L196 22ZM90 21H92L93 24L90 23ZM179 21H180L181 24L179 23ZM84 22H86V26L84 25ZM88 22L91 25L88 24ZM184 22H185L186 25L184 24ZM205 22H207V23L205 24ZM176 23H179V24L177 25ZM87 24L89 25V27H88ZM173 24L174 25L176 24V25L174 26ZM182 24H183V26H182ZM187 24H190V25L187 26ZM204 24L206 26L205 29L201 28L202 25H204ZM172 25L175 28H178L179 30H174L175 28ZM167 26L170 27V28H168ZM176 26H178V27H176ZM198 26H200V27H198ZM182 27H183V29H182ZM188 27H190V28H188ZM193 27H194V29H193ZM213 27H215L216 29H213ZM184 28H186L185 32L182 31V30H184ZM206 28H208V29H206ZM198 29L199 30L202 29V30H200L198 32ZM84 30H86V31H84ZM188 30H189V32H188L189 34L186 33ZM192 30H193V32H191ZM211 30H212V32H211ZM213 30H214L215 33H213ZM181 31H182V33H180L181 34V36H180V34H178V33L181 32ZM202 31H203V33L204 32L205 33L208 32L210 34L209 35H208V33L207 34H205V33L203 34ZM174 32H176V35L174 34ZM200 32L203 34V36H201L202 34ZM216 32H218V33H216ZM171 33H172V35H171ZM211 33L216 35V36L213 35V38L214 37L216 38V42H214L215 38L212 39ZM122 34L125 36L124 33H122ZM186 34L188 35V37L186 36ZM195 34H196V37H195ZM204 35H206V36H204ZM171 36H172V38H171ZM189 36H191V37H189ZM197 36H198V39H197ZM113 37L115 39L116 35L113 34ZM177 37L178 38L181 37V40L179 41ZM182 37H185V38L187 37V39L188 38L189 39L188 40L187 39L183 40ZM199 37H201V39ZM190 38H191L192 41L190 40ZM206 38L208 39L207 40L208 42L205 41ZM220 38L222 40H220ZM118 39H119V41H118ZM174 39H175V41H174ZM194 39H195V41L193 42ZM196 39L199 40L197 42V45L195 43L197 41ZM202 39L204 40L205 44L203 42H201L203 44L199 43L200 40H202ZM92 40H93V42H92ZM111 40H113L114 43L115 42H119V43L121 42V43L120 44L118 43L119 46L118 45L115 46V44L113 43L114 44V47H113V46H111L112 45L111 42H110ZM185 40H187V41H185ZM217 40L220 41V42H217ZM88 41H90V42H88ZM173 41L176 42V43L173 44ZM109 42H110L109 46H111V47H108L107 43H109ZM177 42H178V45H177ZM179 42H181V44ZM188 42L190 43L191 46L189 45ZM105 43L107 44V47H106ZM183 43H184V47L182 46ZM198 43L201 44L200 47L201 46H203V47L200 48ZM208 43H210V44H208ZM211 44H213L214 46L216 45L213 50L219 49L217 51L218 53L212 50V48L214 46L211 45ZM100 45H102L101 46L102 49L99 47ZM103 45H105V46H103ZM180 45L184 48V50L181 49L182 47ZM205 45L208 46V48L205 47ZM187 46H190V47H187ZM210 47H211L212 51L209 50ZM171 48H172V50H171ZM103 49L105 50V52H104ZM229 49H231V50H229ZM107 50L109 52H107ZM153 50H155V51H153ZM173 50H174V52H173ZM177 50H178V52H177ZM181 50L183 52H181ZM206 50H209L210 52H212V54H206L207 52H209V51H206ZM114 51H112V52H114ZM151 51H152V54H151ZM175 51L177 53H179V54L176 55ZM200 51H201L202 55H201ZM203 51L206 52V53H204ZM219 51H220V53H219ZM233 51L236 52V54H234ZM239 51H241V53ZM246 51H248V52H246ZM96 52L100 56L102 54L105 55V57L102 56V58L103 57L106 58L109 55L110 59L109 58L108 59H101V63H98L99 65L97 64L98 66H95V65H93L91 63H92V61H94L92 59L94 58V55L97 54ZM153 52L155 54H153ZM166 52H168V53H166ZM180 52L182 53V55H181ZM184 52H186V53H184ZM188 52H191V53L193 52L192 53L193 55H194V52H195L194 57H193V55L191 53L189 54ZM232 52H233V54H232ZM160 53H164L165 55L163 54V56H162ZM174 53H175V55H174ZM116 54H118V53H116ZM119 54H120V52H119ZM157 54H159L161 57L160 56H156ZM170 54H172V55H170ZM214 54L215 55L218 54L219 57H220V54L221 55L223 54L221 56L222 60L219 57H215ZM124 55H125V57H124ZM167 55H169V56H167ZM179 55H180V57H179ZM188 55L189 56L191 55L192 58H190L191 56L189 57ZM206 55L208 56V58H207ZM238 55H240V56H238ZM175 56L178 57L179 61H178L177 57H175ZM186 56L188 57V60H189V61L187 60L189 62V63H187V66H186V62L187 61H184V63H185L184 64L183 61L180 60V58L183 59V57L186 60L187 59ZM197 56H199L198 59L202 58V61H201V59L198 60ZM211 56L213 58H211ZM224 56H226V57H224ZM229 56H231V57H229ZM236 56H237V58H236ZM155 57L157 59H155ZM227 57L229 59V63H228V60L226 59ZM249 57H250V59H249ZM148 58L149 59L151 58V59L149 60ZM159 58H160V61H161L162 58H164L163 59L164 60L163 63L166 65V69L168 68L167 66L170 65V67L168 68V71L165 69V67H164V69H163V67L159 68V66H161L162 61H163L162 60L161 64H160V61L158 60ZM171 58H172V60H171ZM230 58H232V59H230ZM240 58L242 60L244 59V63H243V61L240 62L241 61ZM245 58H248V59H245ZM84 59H86V60H84ZM165 59H166L167 62L165 61ZM218 59L223 61L224 67H223V64L221 63V61L218 60ZM236 59L238 61H236ZM103 60H104L105 63L107 62L105 64L107 67L110 65L109 67L111 69L108 68V70H107V68L104 67L105 65H104V62H102ZM154 60L155 61L158 60L156 68L158 67V69H163L165 71L164 73H165L167 79L165 78V75H163L164 74L163 70L162 71L159 70L161 72H158L159 74H161V75H159V76H161V79L160 78H155L156 76H158V73L156 72L157 69L155 68V64L152 63V65H151V62L154 61ZM190 60H191V62L192 61L196 62V60H198V62H196V65H195L193 62L191 63ZM206 60L208 61L209 64L207 63ZM231 60H232V62H230ZM257 60H259V61H257ZM172 61L174 62V64L178 63V65L180 66V67H178V65L175 64V66L177 65V67L179 69H176V67H174L175 70H178L180 72V74H178V73H176L177 71H174L176 73L175 76L177 78H179V79H182V77H184L183 79H186V80L188 79L189 80V78H190L189 76L192 77V75H190V74H192V73L195 74L196 71H197V74L199 73V75L195 74V76H197V78L194 75L192 77V78L195 77L194 81H195V79H197L195 82L191 83L192 86H193V83L194 84L196 83L195 85H197V87L193 86V89L191 88L192 93H190L191 91H189V89H188L191 86V85L189 86V84H190L189 82H188L189 84L187 85L188 86L187 87L188 91L184 90V91H186V92H184L183 91V89H184L183 86H182V88H183L182 90H181V86H179L180 89L177 90V88H178V86H177V88L175 89L177 91H175V92L173 91V93H175V95L170 93V92H172V88H175V87L171 86L172 84H174V82H171V85H170L168 81H169V79L171 81H174V80L177 79V78H174L175 76L174 77L171 76V75L175 74L173 72V70H174L172 68L173 66L171 67V62ZM175 61H177V62H175ZM199 61L202 62L201 63L202 65L199 64L200 63ZM214 61H215V63H214ZM158 62H159V66H158ZM169 62H170V64L167 65ZM173 62H172V64H173ZM179 62L182 63V65ZM233 62L236 65L233 64ZM93 63H95V62H93ZM132 63H134V65H130ZM220 63L222 65V67H220L221 66V65H219ZM126 64H127V68H128V64L131 66V68H130L131 70H128V71H133L132 72L133 74L131 72L130 73H127V72L125 73V70H127L126 68L122 69V68H124L123 65H125V67H126ZM226 64H228L231 67L230 70L232 71V73L229 70V66H227ZM238 64H239V66H237ZM241 64H243V65H241ZM254 64H255V66H254ZM259 64H260V66H259ZM116 65L118 67H115ZM149 65L153 66V67H151V69H150ZM191 65L196 66V67L193 68V66H191ZM199 65H201V66L199 67ZM252 65H253V67H252ZM182 66L183 67L185 66L186 69L183 68ZM189 66H191V67H189ZM208 66L212 70L207 68ZM132 67H133V69H132ZM147 67H149V68H147ZM215 67H216V69H214ZM247 67L249 68V70H248ZM256 67H257V69H255ZM117 68L120 69V70H118ZM189 68H190L191 71L188 70ZM192 68L193 69L197 68V69L193 71ZM202 68L203 69L206 68L207 70L205 69V71H204ZM220 68H221V73H220ZM227 68H228V71H227ZM238 68H240L241 70L239 71ZM114 69L115 70L117 69V71H115V73L117 72L116 73L117 75L120 72V74H119L120 77L121 76H123L121 78L126 77L124 79H126L128 81H126L124 79H122V80H124V81H122L120 77H118L119 79L116 80L117 83L114 82L115 84L113 83L114 80L113 81L110 80V82L109 83L106 82V84H101L100 81H98L99 78H102L103 76H106L108 74V73H105L106 71L108 72L110 70V72H109L110 74L109 75H111L112 74L111 72L112 71L114 72ZM154 69H156V70L154 71ZM171 69H173V70H171ZM182 69H183V72L188 70L190 74L188 73V71H187V73L185 72V74H183ZM233 69H236V70H233ZM151 70L154 73H151ZM208 70L212 71V73L213 74L215 73L216 75H218V73H220L221 77L219 76V78L218 77L215 78V75H213L211 72H208ZM166 71H167V73H166ZM200 71H202V72H200ZM206 71L209 73L210 76L207 75ZM134 72H136V73H134ZM169 72H170V74L171 73L172 74L168 75ZM224 72H225V74H223ZM237 72H239L240 74L237 73ZM97 73H99V76H96ZM123 73H125L126 76H124ZM149 73H150L151 76L149 75ZM201 73H203L202 74V78L203 79L200 78ZM241 73H245V74H242L243 75L242 76ZM246 73H248V74H246ZM253 73L255 75V78H257L255 80V82H256L255 86L252 85V83L250 84V86H254L253 87L254 92L251 91L253 93V95L249 94L250 97H247L246 102L245 101L243 102L241 100V96H243V95L245 96V94H244L245 92L244 91L246 90L245 86H247V85L245 84L246 82L242 81L241 79L243 77H244L243 79L248 77L246 79V80H248L253 75ZM64 74L65 75L67 74L68 79H67V76H65ZM121 74H123V75H121ZM127 74L129 76L128 78H127ZM131 74H132V77H131ZM134 74H136V76L139 79ZM152 74H155V75L152 76ZM187 74H189V76ZM228 74H229V76H228ZM139 75H140V77L142 76V78H140ZM204 75L205 76L207 75V77H209V78L207 79V77H204ZM212 75L215 78V79L213 78L214 82H219L220 83V84L217 83V86L214 88L215 90L213 89V87L210 88V82H209L210 79H211V84L215 85V83L213 82L212 78H210ZM232 75H233L234 79L236 78L237 84L234 81V79L231 78ZM163 76H164V78H163ZM178 76H181V77H178ZM240 76H241V78H240ZM170 77H173L174 80H172L173 78L171 79ZM228 77L230 79H227ZM151 78L153 79V81L149 80ZM220 78H222V79L219 81ZM129 79H131L132 81L129 80ZM140 79H142V80L145 79L144 80L145 82L143 81V85L146 84L145 86H141L142 81ZM156 79L157 80L159 79L160 81L159 80L157 81ZM164 79H166V80H164ZM201 79H202L203 82L204 81L206 82V84L204 83V85L206 87H207V85H209V87H207V88L205 87L206 89H202V88H204V85L200 81ZM205 79H207V80H205ZM61 80L63 82H61ZM66 80H67V82H66ZM71 80H73V82ZM148 80L150 81L149 83L146 82ZM154 80H155V82H158V85L160 84L159 88H155L158 85L155 84ZM186 80L185 81L181 80V81L185 83ZM215 80H217V81H215ZM222 80H224L225 82H222ZM237 80H239V82ZM249 80H251V79H249ZM249 80L247 82L248 84L250 83ZM119 81L120 82L122 81V82L120 83ZM129 81L133 83L132 84L133 86L131 85V83ZM164 81L168 82L167 83L168 85L166 83L165 84L167 86L171 87V88L168 87L171 91L167 88V86L161 85V83H164ZM176 81H175V84L181 82V81H179V82H176ZM227 81L231 82L230 83L231 85L228 82V87L230 89L228 87H225L226 89L224 88L225 89L224 90L223 86H226ZM71 82L73 84H71ZM242 82L245 85L244 86V91H240V92H237V94H235L236 91L240 90V87L241 88L243 87V85H242L243 83ZM199 83H200L199 87H201V88H198ZM233 83H235L236 85L233 84ZM239 83L241 84V86L238 87V89H237V85ZM116 84H119L120 86L116 85ZM127 84H129V87L132 88L133 90H129V91L127 90L126 92H128V93H125V90L127 89V87L126 88H123V87L128 86ZM149 85H150L151 88H153V92H155L157 89H160L161 87H164V86L170 92H169L168 96L165 97L164 95H166V93H165L164 90H166V89L161 88V90H157L155 92V94L153 93L154 97L152 98L153 95L149 96V94H150V92L152 90L151 88H149ZM146 86H148V87H146ZM220 86H221V88H220ZM232 86H234V89L232 88ZM60 87H62V88H60ZM70 87H72V88H70ZM103 87H105V89H102ZM142 87H143V89L147 88V89H144L145 93H143L144 91H143ZM248 87H249V85L247 86V88ZM255 87L256 88L258 87V88L254 89ZM113 88H114V90H113ZM148 88H149V91L147 92L146 90H148ZM196 88H197V90L200 89V91L198 90V92H197ZM217 88H220V90L223 89L224 91H227L228 92L227 96L225 97V96L222 95L224 98L219 97L218 94H220L219 93L220 91ZM227 88L230 90L231 93L229 92V90ZM96 89H99L98 90V91H100L99 94H98V91ZM207 89H208V91H210V90L213 91L214 90V92H216V93L210 92L211 94L214 93L213 94L214 95L213 98H209V97H212V95L209 94V92H207ZM235 89H236V91H233ZM248 89H250V87ZM168 90H166V92H168ZM223 90H221V93H223L222 92ZM257 90H258V92H257ZM81 91H82V93H81ZM160 91L162 92L161 94L159 93ZM195 91H196L197 94H195ZM95 92L97 93L96 95H95ZM129 92L131 93L130 95H128ZM134 92H137V93H134ZM146 92H147L148 95L146 94ZM157 92L160 95H162L163 97L162 96L160 97V95L157 96L156 95ZM242 92H244V93H242ZM241 93L243 95H238V94H241ZM83 94H84V96H83ZM119 94H121V95H119ZM125 94H127V95H125ZM139 94H141V95H139ZM144 94H146L148 97L145 95V98H143L144 96L142 97V95H144ZM200 94L202 95V97H200ZM225 94L226 93H224V95ZM233 94L236 95L235 97L238 98V99H236ZM255 94H257V95H255ZM228 95H230L229 96V97H231L230 99H228ZM258 95L261 96L259 99L257 98ZM82 96H83L84 100L82 99ZM124 96H126V98ZM156 96L158 98L160 97L159 99H161V100H162V98L163 99L166 98V100H170L169 98H171V100H172L173 97H176V96L177 97L173 99L174 100L173 102H171V100H170V102L167 101L168 104H169L168 105V104L161 103L163 101L157 100ZM215 96H216V98L219 97L222 100L226 99L225 102L227 101L226 102L227 104L225 102H223L224 105L223 104H219V105H222V106L221 107L219 106L217 108L218 105H216V104H218L220 102V100L218 98V100L216 99L217 101H213L215 99ZM220 96H221V94H220ZM118 97H119V99H118ZM149 97L152 98V100ZM189 97H186V99L189 98ZM76 98L78 100H76ZM131 98H133V99H131ZM137 98H139V101H137ZM197 98L200 99V100L198 101ZM201 98H203V99H201ZM205 98H207V99H205ZM233 98H235V99H233ZM117 99L120 100V101H118ZM177 99H181V98H177ZM192 99H195V98H192ZM210 99H211V101H210ZM129 100L130 101L132 100V102H130ZM166 100L164 99L165 103H167ZM254 100H255V102H257L259 100L257 102L258 105L255 102H253ZM99 101H100L101 104L98 103ZM126 101H127V104L123 105L124 103H126ZM187 101H188V99H187ZM196 101H197V103H196ZM207 101H208V103H207ZM228 101H230V103ZM239 101H240V103H239ZM251 101L253 102V104L251 103ZM3 102H4V104H3ZM215 102H218V103H215ZM236 102H237V104H236ZM180 103L184 104L183 102H180ZM210 103L215 104L216 106L213 105V107L211 108L212 104L210 105ZM110 104H111V106H110ZM191 104L192 103H190V105ZM208 104H209V108L207 106ZM246 104H248V105H246ZM250 104H251V106H250ZM73 105H74V107H73ZM102 105H104V106L101 109ZM163 105L169 111H167L165 108L163 109V107H164ZM187 105H189V103ZM260 105H262L263 107L260 106ZM66 106L69 107V108H67ZM127 106L131 107V108H134V107L137 108L138 107V109L137 110L136 109H131V108L126 109ZM152 106H154L153 107L154 109H152ZM180 106H182V105H180ZM205 106H207V107L205 108ZM109 107L114 108V112L118 111L119 114L122 112V114H120V116H122V117H118L119 114H117V112L114 113L113 109L112 108L110 109ZM145 107H150V108L146 109ZM214 107L219 109L220 111L219 110L213 111L215 109ZM232 107H234V108H232ZM64 108H66V109H64ZM105 108H106V112L107 113L105 112V114H104L103 111H105ZM115 108H121V109H118V110L116 109L115 110ZM144 108L147 111H149V109H151L152 111H155V112L157 111L159 113V115H162L164 113L165 116L162 115V117L159 118L160 116L157 114L159 117L158 118H157V116L154 117L155 116L153 114L154 112H151V110H150V112H148V114L152 113L154 116L153 117L152 116L147 117L148 114L144 110ZM175 108H177V107H175ZM185 108H186V105H185ZM185 108H183V109H185ZM195 108H191V109H195ZM200 108H203L204 110H199ZM109 109H110V111H109ZM141 109H142V111H141ZM162 109L164 111H167V112L165 113ZM211 109H212V111H211ZM125 110H126V112H124ZM207 110H209V111H207ZM222 111H223V109H222ZM131 112H133V113H131ZM144 112L146 114H143ZM204 112L206 113L205 116L208 114V117L206 116L207 118L203 117L201 119L200 116H202L204 114ZM217 112H216V115L218 114ZM123 113L125 115H123ZM130 113H131L132 116L130 115ZM113 114H115V116L117 114V117H118L117 121L114 119L116 117ZM11 115H14L15 117L10 118ZM134 115H135V117H134ZM149 115H151V114H149ZM219 115L223 116L222 113H220ZM128 116H129V118H128ZM138 116H140V117H138ZM137 117L139 119H137ZM179 117H181V120L179 119ZM196 117H198V118H196ZM199 117H200V119H199ZM236 117L234 119L235 122L232 123L233 125H231L228 128L225 127V128H227V130H230L231 133L234 130V128H231V127H233V126L235 127L236 126L235 128L237 130L238 126L242 124L241 120H239V118H236ZM191 118H193V119H191ZM135 119H136L137 122L135 121ZM219 119H222V117L220 116ZM120 120H121V122H120ZM219 121L220 122H218L217 126L221 125L220 124L221 120H219ZM10 122H12V123H10ZM192 122H191V124H192ZM204 122H206V123L204 124ZM132 123H133V126H132ZM216 123H211V124L213 125V124H216ZM124 125H127V126H124ZM152 125H153V123L150 124L149 126H151V128H152L153 127ZM158 125L154 126L155 129H156V127H157V129H158V127H161V126H158ZM177 125H180V126L178 127ZM200 125H199V127H200ZM163 126H164V124H163ZM146 127H148V126H146ZM191 127L193 128V126H191ZM199 127H198V129H199ZM201 127L203 129V126H201ZM207 127H205V128L207 129ZM161 128H159L160 131L159 130L158 131L162 132V134H163L164 131ZM195 128L190 129L191 130L190 132L193 133L192 130H194ZM136 129H138V130H136ZM149 129H150V127H149ZM198 129H196L195 131H198ZM120 130L123 131V132H121ZM205 130H203V131H205ZM236 130H234V131H236ZM131 131H133V133H130ZM176 131H177V129H176ZM180 131H178V132H180ZM186 131H187V129H186ZM200 131H201V129H200ZM207 131H209V129H207ZM155 132H156V130H155ZM178 132H176V133L174 132L175 134H173V135H175V136L178 135L177 134ZM187 132H186V134H187ZM147 133H149V132H147ZM203 133H205V132H203ZM208 133L206 132L205 133L206 135L205 134L204 135L207 136ZM260 133H262V134H260ZM137 134H138V137H136ZM156 134H157V132H156ZM162 134H159L158 137L161 138L160 135L162 136ZM118 135H120L121 137L118 136ZM150 135L149 136L146 135V137L147 136L150 137ZM183 135H184V132H183ZM124 136H126V137H124ZM144 136H145V134H144ZM179 136H177V137H179ZM118 137H120L122 140L120 138L118 140ZM131 137H132V139L133 138L134 139L133 140L130 139L131 141L128 140ZM153 137H152V139H153ZM124 139H125V142H123ZM156 141H158V143H159L160 139H157ZM147 142H148V140H147ZM201 142L202 141H199L200 144H201ZM127 143L128 144L130 143V144L128 145ZM1 144H6V145H4V147L5 146L8 147L9 145H12V143H4V142L3 143L0 142V145ZM131 144H132V148L133 149L131 148ZM145 144H147V143L145 142ZM159 145H161V144H159ZM144 146L147 148L148 144H147V146L146 145H144ZM9 147H11V146H9ZM116 147H119V148H116ZM150 147H151V145H150ZM150 147L148 146V148H150ZM124 148H125V151H123ZM2 149H4V148H2ZM116 149L121 151L120 153H122V154L119 155V151H116ZM151 149L150 150L148 149V150L151 151ZM133 150H134V152H133ZM148 150L145 151V149H144L145 152H148ZM129 152H131V153H129ZM124 155H126V156H124ZM125 157H128L129 159L128 160L126 159L127 160L126 161L124 159ZM123 162H124V164H123ZM140 162L142 163L143 161H140ZM27 163L30 164V165H27ZM136 163H137L136 167L142 166V165H138V162H136ZM10 164L12 166L14 164L15 166L12 167ZM92 164H93V166H92ZM126 164H127L128 167L126 166ZM120 165H121V167H120ZM26 166H28V168H26ZM29 166H31V167H29ZM134 166L135 165H133L132 168H134ZM4 167H8V168H6L7 171H6V169ZM10 167L14 169V170L13 169L11 170L12 173L10 172V169H11ZM29 168L32 169V170L28 171ZM126 168H130V169L127 170ZM141 168L143 169V167H140V169ZM4 169H5V171H4ZM110 169H111L112 172H110ZM125 169H126V171H125ZM144 169H147V168L145 167ZM116 171L118 172V174H116ZM121 171H122V174L124 173L123 176H122V174H121V176L119 174V172L121 173ZM4 172L5 173L6 172H10V173H7L8 175L6 177V174L4 175ZM30 172H31V174L35 175V178H34V176L33 177L31 176ZM1 173L3 175H1ZM113 173L116 174L114 176L115 179H113V177H112ZM22 174H24V175L22 176ZM1 176H5L6 178L5 177H1ZM8 176L9 177L11 176V177L8 178ZM29 176H31V178ZM110 176H111V178H110ZM116 176L119 177L120 179L119 178L116 179ZM24 177H26L27 179L29 177V180L27 181V179H24ZM4 179H6V180H4ZM8 179H11V181L8 180ZM118 179L121 180V181H117ZM122 179H124V180H122ZM126 179L129 180V181H127ZM114 180H116L118 182L117 183L115 181V183L117 185H119V186H117L116 184L114 185V183H113ZM125 180H126V182H125ZM23 181H26V182L23 183ZM5 182H6V184H4ZM41 182H43V183H41ZM129 182H130L131 185L133 183V187L131 186L132 188L129 187L130 186ZM12 183H11V185H13ZM139 183L140 182L138 181V184ZM106 184H107V187H105ZM128 184H129V186H128ZM25 186H26V184H25ZM31 186L32 185L29 186L30 189H31ZM102 186H103V188H102ZM111 186H113V187H111ZM115 186H116V188L114 189ZM126 186H128V187H126ZM105 188L107 189L106 193H105V190H106ZM16 189H14V190H16ZM33 189H34V187H33ZM102 189H104V190H102ZM111 189H113V191H111ZM120 189H122V190H120ZM91 190H93L92 192H95V191L96 192L92 193ZM109 190H110V192H108ZM133 190H135V191H133ZM4 191H5V189H4ZM4 191H3V196H4ZM21 191L23 192V190H21ZM21 191H19L20 194H21ZM15 192L17 194V191H15ZM85 192H86V194H85ZM87 192H88V194H87ZM99 192H101L102 194L99 193ZM107 192L109 194L111 192H114V193H112V194H110L108 196ZM97 193H99V194H97ZM7 194H5L6 197H7ZM20 194H17V195H20ZM56 194L59 195L60 197L61 196L62 197L60 198ZM0 195L2 196V194H0ZM55 195L58 197L59 202L56 201L57 197L55 198ZM65 195H66V199L64 198ZM3 196L1 198H3ZM37 197H38V195H37ZM46 197H47V199H46ZM111 197H109V198H111ZM20 198H18V199H20ZM139 198L140 197L138 196V199ZM5 199L6 198H4L3 200H5ZM53 199H55V201H53ZM60 199H62V200L64 199L65 201L67 200L68 202L64 201V203H63V201H61ZM27 202H29L28 205H27ZM125 202H123V203H125ZM15 203H18V204H15ZM71 203H70V205H71ZM127 203H128L127 207L129 208L132 204H130V202H127ZM131 203H134V202H131ZM67 204H66V206L68 207L69 204L68 205ZM33 205H31V206H33ZM79 205H77V207ZM50 206H51V204H50ZM73 207L74 206H72V208ZM23 212L25 213L26 217L24 215H22ZM30 212H33V211L32 210L29 211V215L31 214ZM13 215H15V216H13ZM31 219L32 220L34 219V220L31 221ZM3 220H1V222H3V224H5V225L0 226L1 229L7 228L6 227L7 224ZM16 234H18V233L16 232Z\"/></svg>",
  "mask_w": 264,
  "mask_h": 264
}]
</instances>
